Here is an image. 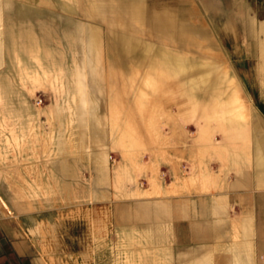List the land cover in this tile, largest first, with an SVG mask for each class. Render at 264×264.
I'll return each mask as SVG.
<instances>
[{
    "label": "rangeland",
    "instance_id": "obj_1",
    "mask_svg": "<svg viewBox=\"0 0 264 264\" xmlns=\"http://www.w3.org/2000/svg\"><path fill=\"white\" fill-rule=\"evenodd\" d=\"M0 2V197L47 264L260 260L264 0ZM197 217L223 220L199 239Z\"/></svg>",
    "mask_w": 264,
    "mask_h": 264
},
{
    "label": "crops",
    "instance_id": "obj_2",
    "mask_svg": "<svg viewBox=\"0 0 264 264\" xmlns=\"http://www.w3.org/2000/svg\"><path fill=\"white\" fill-rule=\"evenodd\" d=\"M1 17L0 6V23ZM262 105L264 111V91ZM255 134L253 164L257 180L264 181V133L256 128ZM102 159L104 160V158ZM248 203L251 206L248 211V217L251 218V232L253 237H256L258 245V254L256 255L258 256L260 254L261 258L255 262V260H253L255 253L253 255V249L250 252V248H248L247 252H235L233 260L244 261L245 259L246 264H264V186H262L261 192L251 197ZM140 211L144 213H153L155 210L143 207ZM155 212L157 213V211ZM26 217L27 216L21 214L14 215L9 206H7L0 197V264H47L44 254L39 248L35 247L33 243L31 223ZM222 220L221 217L194 218L192 221H197L198 224L196 227H192L194 232L196 230L195 234L193 233V237L199 239L202 235L211 237L210 230L217 228L219 222L221 223ZM202 232L206 233L202 234ZM239 254L241 257L238 256ZM243 254L246 255L242 257Z\"/></svg>",
    "mask_w": 264,
    "mask_h": 264
},
{
    "label": "bare ground",
    "instance_id": "obj_3",
    "mask_svg": "<svg viewBox=\"0 0 264 264\" xmlns=\"http://www.w3.org/2000/svg\"><path fill=\"white\" fill-rule=\"evenodd\" d=\"M124 8H125V9H123L124 11L127 10V9L129 10L128 11L129 12L128 13V15H129V19L128 20L136 21V20H138L140 18V15L142 13V10H141L140 6H138V5H127V7H124ZM110 22L111 21H109V24L111 25ZM127 23H128V21H125V27L126 28L128 26ZM112 25H113V22H112ZM110 27H112V26H109V28ZM112 35L116 39L120 40V42H121V39H120V37L117 34H112ZM145 47H147V46H145ZM134 48H135V43L130 45L126 51L133 50ZM88 50L91 51V52L93 51V45H92L91 41L89 43ZM137 50H138V47H137ZM149 50H150V48H149ZM114 51L116 52L115 54H118L117 45L115 46ZM152 54H153V52H152ZM157 63L159 65L162 63L161 66L163 65V67L168 69L172 74L179 75L182 80L189 81V83L192 85V87L193 86L195 87V86L199 85V73H198L197 68L191 67V68L186 69L184 67L181 59H175L172 56H170L168 53L161 52L160 54H158Z\"/></svg>",
    "mask_w": 264,
    "mask_h": 264
}]
</instances>
